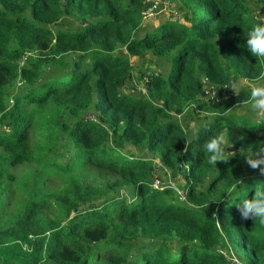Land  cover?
<instances>
[{
  "label": "trees",
  "instance_id": "1",
  "mask_svg": "<svg viewBox=\"0 0 264 264\" xmlns=\"http://www.w3.org/2000/svg\"><path fill=\"white\" fill-rule=\"evenodd\" d=\"M182 1L188 25L138 37L144 0H0V264H264V225L236 208L264 184L245 160L264 124L235 108L247 89L221 87L264 70L244 47L253 21L244 0ZM147 53L170 69L137 95ZM220 130L230 159L213 169L202 145ZM143 153L183 176L185 201Z\"/></svg>",
  "mask_w": 264,
  "mask_h": 264
},
{
  "label": "rangeland",
  "instance_id": "2",
  "mask_svg": "<svg viewBox=\"0 0 264 264\" xmlns=\"http://www.w3.org/2000/svg\"><path fill=\"white\" fill-rule=\"evenodd\" d=\"M244 1L246 2L248 14L250 15L253 23H264V2L259 0ZM144 5L143 24L140 32L138 33V37L153 32L158 26L169 20L188 25L186 22L187 15L184 11L186 6L182 0H144ZM253 13H255V16H253ZM67 22L68 20H65V23ZM131 62L132 71L127 90L137 95L148 96L151 80L158 75L167 74L170 69L169 60L158 59L151 53L132 57ZM239 81L243 83L245 80ZM22 87L23 85L19 84L16 86V88L10 90L12 95L10 104L13 103L15 96L21 93ZM241 89L246 88L242 87ZM223 91L227 94L238 92L232 90L231 88H224ZM237 107L238 106L235 108L238 109L239 112L243 114H251L247 110L246 106ZM186 115V117H180L179 121L184 125L186 124L190 131H195L200 122L196 121L193 111H188ZM125 150H127L129 153H134V151H136L135 148L131 147L130 145H126ZM141 155L153 159V163L156 166V177H153V185H156V188L167 187L174 189L178 195V199L180 201H185L186 181L183 176L174 175L171 171L167 170L154 156H151L147 153H143ZM229 258V264H242L240 258L231 251Z\"/></svg>",
  "mask_w": 264,
  "mask_h": 264
},
{
  "label": "clouds",
  "instance_id": "3",
  "mask_svg": "<svg viewBox=\"0 0 264 264\" xmlns=\"http://www.w3.org/2000/svg\"><path fill=\"white\" fill-rule=\"evenodd\" d=\"M253 16H255V13H253ZM244 38L246 41L244 47L251 56L260 61L261 67L264 69V23H252L249 30L244 32ZM221 87L231 88L234 91H238L242 87L246 88L247 94L244 95L245 99L238 107L246 106L256 122L264 124V70L258 71L257 74L250 79H246L243 83L239 80H229ZM213 95L215 96L216 93L214 92ZM184 111L187 112L188 107H185ZM224 115H228V112H225ZM230 146L231 142L226 130L214 132L202 145L207 165L216 169L218 161H228L230 159V154L228 153ZM258 147L260 148L259 152H249L245 156L246 163L252 169H257L261 164H264V158L261 157V153L264 152V144H259ZM260 170L264 173V168ZM235 189L236 185H233L230 191L235 192ZM240 191L243 192L245 189L241 188ZM236 195L242 198L241 202L236 205L241 219H253L260 225H264V184L256 186L255 195L252 199H248L247 195L240 196L238 192ZM213 200L220 201L214 196L211 198V201ZM207 206L203 205V207Z\"/></svg>",
  "mask_w": 264,
  "mask_h": 264
},
{
  "label": "built area",
  "instance_id": "4",
  "mask_svg": "<svg viewBox=\"0 0 264 264\" xmlns=\"http://www.w3.org/2000/svg\"><path fill=\"white\" fill-rule=\"evenodd\" d=\"M211 95H212V93H211ZM155 188H156V185H153ZM161 188V187H160Z\"/></svg>",
  "mask_w": 264,
  "mask_h": 264
}]
</instances>
